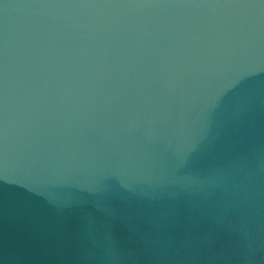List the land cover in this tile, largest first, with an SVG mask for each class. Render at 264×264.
<instances>
[{"label":"clouds","instance_id":"obj_1","mask_svg":"<svg viewBox=\"0 0 264 264\" xmlns=\"http://www.w3.org/2000/svg\"><path fill=\"white\" fill-rule=\"evenodd\" d=\"M262 62L264 0H0V174L110 167L130 187L170 174L218 116L257 127L256 99L241 113L238 97L241 70ZM243 131L225 163L189 183L236 205L250 258L264 247V223L250 227L264 221V131Z\"/></svg>","mask_w":264,"mask_h":264},{"label":"water","instance_id":"obj_2","mask_svg":"<svg viewBox=\"0 0 264 264\" xmlns=\"http://www.w3.org/2000/svg\"><path fill=\"white\" fill-rule=\"evenodd\" d=\"M241 71L239 109L255 98L257 127L245 123L238 131L243 117L218 116L205 147L183 165L173 156L170 174L157 172L131 187L130 176L110 167L95 175L0 174V264H264V247L249 258L236 205L219 188L189 183L225 163L248 139L244 129L264 131V62ZM175 148L173 140L166 151ZM262 223L256 217L250 227Z\"/></svg>","mask_w":264,"mask_h":264}]
</instances>
